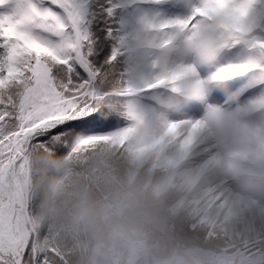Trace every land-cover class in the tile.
I'll list each match as a JSON object with an SVG mask.
<instances>
[{"label":"snow or ice","instance_id":"1","mask_svg":"<svg viewBox=\"0 0 264 264\" xmlns=\"http://www.w3.org/2000/svg\"><path fill=\"white\" fill-rule=\"evenodd\" d=\"M93 192L113 264H264V0H0V264H98Z\"/></svg>","mask_w":264,"mask_h":264},{"label":"trees","instance_id":"2","mask_svg":"<svg viewBox=\"0 0 264 264\" xmlns=\"http://www.w3.org/2000/svg\"><path fill=\"white\" fill-rule=\"evenodd\" d=\"M90 206L88 212L94 220L95 229L93 232L92 243H99L100 249L98 254V264H113V260L125 256L128 251V241L118 237H113L109 231L105 228L103 221L98 216V209L94 206L97 200L96 194L90 193ZM52 200H55L56 207L64 213L77 214L79 212L78 202L74 203L73 200L64 196L61 197L53 191L44 193L43 201L48 204Z\"/></svg>","mask_w":264,"mask_h":264},{"label":"rangeland","instance_id":"3","mask_svg":"<svg viewBox=\"0 0 264 264\" xmlns=\"http://www.w3.org/2000/svg\"><path fill=\"white\" fill-rule=\"evenodd\" d=\"M165 11H168L170 14H176V10L173 9L171 6H168Z\"/></svg>","mask_w":264,"mask_h":264}]
</instances>
